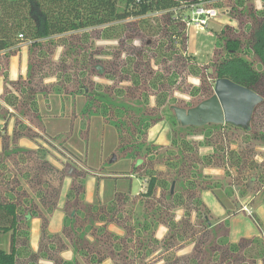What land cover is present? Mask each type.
<instances>
[{"label":"trees","instance_id":"trees-1","mask_svg":"<svg viewBox=\"0 0 264 264\" xmlns=\"http://www.w3.org/2000/svg\"><path fill=\"white\" fill-rule=\"evenodd\" d=\"M211 1L0 0V53L3 52L6 62L12 48L22 41H30L27 45L26 77L20 75L15 82L7 79V86L10 82L12 86L2 94L4 104L0 102V109L4 113L0 120L4 123L0 125V130L4 129L5 122L16 110L25 117H40L35 97L38 90L33 78L39 75L40 79H44L45 69L53 78L50 82L52 91L63 97L83 96L81 114L89 119L101 118L115 130L118 150L125 159L152 158L157 150L146 143L149 129L163 118H167L172 126L167 146L170 149L165 150L170 154L166 167L173 172V180L179 184L173 192L165 190L166 181L150 174L143 195L132 197L130 188L127 191L115 190L107 203L88 204L81 221L76 216L77 211H82L76 195V214H69L62 230L75 236L76 252L85 264L107 261L111 264H145L152 257L157 256L158 259L165 253L168 256L154 264H264L263 250L258 257L243 253L255 236L232 241L227 220L215 218L201 196L202 191L215 193L217 188L215 184L203 180L207 177L203 171L206 167L222 166L224 170L232 168L238 171L246 162V158L230 149L232 140L228 138L227 145L224 144L225 134L221 136L220 143L212 141L214 131L239 130L251 139L264 140V121L261 123L264 120V6L256 12L251 7L247 8L248 0L226 3L224 8L229 12L231 21L244 16L249 19V24L242 34L236 36L226 34L230 25L225 26L217 39L221 44L219 53L223 55L213 64L211 72L209 67H199L183 54L187 35L183 18L190 17L191 5L211 7ZM183 4L189 11L187 14ZM246 9L247 14H244ZM155 13L160 14L153 23L149 24L144 19V29L148 28L151 38L149 44L147 40L143 42L146 34L135 43L134 39L141 31L133 24L120 28L116 24L111 25L126 18ZM95 28H98L97 37L112 39L116 43L109 54L88 51L91 46H88L90 32ZM19 34L23 36L21 39ZM65 34L70 35L63 36ZM57 48L63 50L59 53ZM79 50L82 51L80 57L77 54ZM56 51L59 55L52 64L49 57L54 56ZM69 60L71 69L76 70L73 73L66 71L69 68L65 62L69 63ZM96 63L103 66L102 74L95 71L93 65ZM58 68L60 73L56 70ZM95 76L104 79V82L94 81L91 77ZM190 76L199 83H188ZM218 78L230 79L262 97L253 110L248 126L209 123L183 127L176 121L174 113L172 117L166 115V109L173 112L172 105L189 108L210 97ZM60 81L65 82L64 86L60 85ZM175 93H187L189 99L175 96ZM197 132L207 133L203 143L192 138ZM1 135L3 143L6 140L9 146L11 137L5 139ZM31 136H38V133L33 132ZM201 144L212 146V151L201 154ZM8 146L4 143L0 152V186L5 188L0 191V235L10 233V251L0 249V264H18L17 245L21 238L29 240L31 220L46 217L37 205L28 204L31 200L27 192L20 189L17 176L10 173L9 177H5L6 160L8 163L13 159V152H8ZM43 149L40 152L46 162L47 150ZM17 152L26 154L31 151L20 148ZM18 159H13L12 166L18 164ZM54 195H59L58 190L54 191ZM67 196L70 197L69 191L66 199ZM39 198L44 206L50 202L43 195ZM46 224L41 226L45 228ZM111 225L119 227V231H111ZM185 243L192 251L202 246L200 256H169L168 251ZM47 248H43L39 256L52 259ZM54 264L72 263L54 259Z\"/></svg>","mask_w":264,"mask_h":264},{"label":"rangeland","instance_id":"rangeland-1","mask_svg":"<svg viewBox=\"0 0 264 264\" xmlns=\"http://www.w3.org/2000/svg\"><path fill=\"white\" fill-rule=\"evenodd\" d=\"M228 1L231 0H212L209 5L215 8L216 15L206 21L203 26L197 24L196 21H189V23L188 20L185 21L187 35L183 54L193 59L199 67H209L211 72L213 64L223 55L219 53L221 44L218 43L217 39L220 33L225 30V26L230 25V29L225 32L226 34L236 36L242 34L249 24V19L244 16L237 21H231L229 12L224 8ZM182 6L183 9H187L186 5L183 4ZM263 6L264 0L247 1V8L251 7L256 12L261 10ZM247 11L248 9L244 11V14H247ZM185 12L187 14L189 11L186 10ZM159 14L130 17L111 25L116 24L120 28L125 24H133V27L139 28L141 31L138 36L136 35L135 43H138L143 34H146L143 42L147 40L149 44L151 38L148 35V28L144 29V19L146 18L145 20L151 24L153 20L156 21L159 18L157 17ZM97 30L98 28H95L90 32L91 39L88 46H91L88 51L93 54L98 51L109 54L116 47V43L111 41L112 39L97 37ZM60 37L56 36L55 38ZM26 43L27 41H22L17 46L22 47ZM143 45L145 44L143 43ZM21 49H26L22 55L17 53L20 54L21 58L12 57L11 52L7 62L2 55L3 52L0 53V93L2 92V94L12 86V82H10L8 87L9 83L7 82L8 80L11 81L10 76L18 72L19 68L22 72L19 71L17 77H14L15 79L12 81L15 82L20 75L22 78L26 77L23 73L28 65V49L25 47ZM57 50L60 53V50L63 49L57 48ZM59 53L56 51L54 56L49 57L52 64ZM77 54L80 57L82 51L79 50ZM65 63L69 68L66 69L67 72L76 71L71 69L70 60L69 63L68 61ZM96 65H100L102 68L103 66L100 63L93 65L95 71L99 73V70L95 68ZM56 70L60 73V68ZM48 74V70L45 69V74L42 76L44 79H40L39 75L33 78L35 89L38 90L35 97L40 117H33V115L25 117L19 110H16L14 115L8 118L7 123L5 122L4 129L0 130L3 138L9 139L11 137L9 146L6 140L4 142L9 147L10 151L8 152H13L11 158H19L18 164L13 166L11 164L13 159H10L8 163L6 160L5 177H9L11 174L17 176L20 189H24L31 200L28 204L37 205L43 212L42 215L47 218L42 216L31 220L29 240L21 238L17 245L19 250L17 262L18 264H54V259H60L72 264H85L79 253L76 252L75 236L68 235L62 230V225L68 220L69 214L71 213L72 216L76 214V210H74L77 202L76 195L78 196V207L82 209L80 213L77 211L76 216L81 221L82 214L86 206H89L88 204L107 203L112 199L115 190L127 191L130 188L132 197L143 195L147 190L150 174L156 175L160 181L167 182L165 190L169 191L173 182L174 189L178 188L179 184L173 180V172L166 167L170 154L165 149H170L167 146L170 144L172 126L167 118H163L149 129L146 143L151 145L155 151L157 150V153L153 154L152 158L140 157L141 163L136 165V161L133 159L123 158L122 153L118 150L116 133L112 127L105 124L101 118L92 117L89 119L81 114L84 97L78 95L71 98L57 95L50 87L53 78H50ZM91 78L97 82H104V79L98 76ZM187 82L193 85L199 83L193 76H190ZM64 84L65 82L60 81V85L64 86ZM175 96L185 100L189 99L187 93H175ZM0 99H2V95ZM2 111L0 109V118L4 113ZM165 111L168 117H172L173 112L167 111V109ZM2 122L1 120L0 125L3 124ZM33 132H37L38 136H31ZM205 134L207 133L197 132L192 135V138L203 143L206 140L205 136H208ZM224 134L226 135L224 144L227 145L228 138L232 140L230 149H234L237 154L246 158V162L243 168L238 171H234L232 168L224 170L222 166L221 168H202L207 176L203 180L215 184L217 188L215 193L207 190L202 191L201 196L215 218L227 220L232 241L255 236L254 241L248 245L243 253L246 256L256 255L258 257L259 253L264 251V140L251 139L243 131H228L226 129H222L220 132L214 131L211 140L218 144ZM20 148L28 149L32 153L19 154L17 151ZM42 148H45L43 149L45 152L47 150L46 162H44L40 152ZM201 148V154L212 151V146L208 147L201 144ZM113 156L115 158L111 162ZM44 163L45 165H43ZM3 170L1 174L4 175L5 171ZM1 189L2 186H0V191ZM55 190H58L59 195H54ZM68 191L70 197L67 196L66 199ZM40 195L47 198V201L50 199L48 205L44 206L40 202ZM42 224H46L45 228L41 226ZM118 228L116 225L109 226V229L114 232L119 231ZM198 229L199 226H197ZM43 235H47V237H43ZM187 246V243L179 248L176 245L172 251H168L169 256L176 257L177 254L200 256L202 253L199 252L202 246L193 251L192 248L187 249L189 247ZM43 248H47L48 252H51L52 259L39 256ZM0 249L10 251V233L0 235ZM32 254L35 256L33 257ZM166 256H168L167 253L158 256V259H156L157 256H154L145 264L158 263L161 258ZM103 264L111 263L107 261Z\"/></svg>","mask_w":264,"mask_h":264},{"label":"water","instance_id":"water-1","mask_svg":"<svg viewBox=\"0 0 264 264\" xmlns=\"http://www.w3.org/2000/svg\"><path fill=\"white\" fill-rule=\"evenodd\" d=\"M99 73H103L100 65L95 66ZM262 101V97L251 89L239 85L227 78L215 80L213 94L200 101L193 107L185 108L170 106L179 125L204 126L213 124H231L233 126H248L254 108ZM115 156L112 157L111 162ZM141 163L137 159L136 165ZM174 190V182L171 184Z\"/></svg>","mask_w":264,"mask_h":264},{"label":"built area","instance_id":"built-area-1","mask_svg":"<svg viewBox=\"0 0 264 264\" xmlns=\"http://www.w3.org/2000/svg\"><path fill=\"white\" fill-rule=\"evenodd\" d=\"M141 0H136V2H139ZM216 15L215 8L213 7H207L205 4H194L191 5V14L190 17H186L184 21H196L197 24L200 26H203L206 24V21L210 20L211 18H214ZM23 36L22 34H19V38L21 39ZM30 41H27L26 45L29 44Z\"/></svg>","mask_w":264,"mask_h":264},{"label":"crops","instance_id":"crops-1","mask_svg":"<svg viewBox=\"0 0 264 264\" xmlns=\"http://www.w3.org/2000/svg\"><path fill=\"white\" fill-rule=\"evenodd\" d=\"M22 47L27 48V45H24ZM22 47L15 46L14 48H12L11 51L13 50L14 52L12 51V55L11 56L12 57H15V58H17V57H20L21 58L20 54L22 55V54H24L26 52V49H21ZM19 51H21V52H19ZM17 53H20V54H17ZM20 58L18 59L19 61H20ZM26 69H27V67H26ZM19 71L22 72V70L20 68H19ZM19 71L18 72H15L13 75L10 76L11 80L12 79H15L14 77H17ZM25 73H26V70L24 71L23 74H25ZM1 95H2V92L0 93V96ZM0 101L3 102L1 99H0ZM9 111L13 112V110L11 108H9ZM2 123H4V121ZM27 146H29V145H27ZM2 148H3V140H2V136H0V152L2 151Z\"/></svg>","mask_w":264,"mask_h":264}]
</instances>
